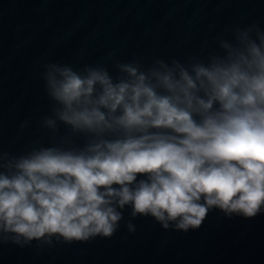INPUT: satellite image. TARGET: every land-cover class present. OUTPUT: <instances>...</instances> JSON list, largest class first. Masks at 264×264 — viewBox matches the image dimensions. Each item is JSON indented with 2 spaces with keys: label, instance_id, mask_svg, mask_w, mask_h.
Returning <instances> with one entry per match:
<instances>
[{
  "label": "clouds",
  "instance_id": "1",
  "mask_svg": "<svg viewBox=\"0 0 264 264\" xmlns=\"http://www.w3.org/2000/svg\"><path fill=\"white\" fill-rule=\"evenodd\" d=\"M235 40L207 61L118 63L115 78L102 65L44 64L53 103L41 127L62 124L83 143L0 151V244L108 238L126 206L184 232L212 209L264 211V31L237 28Z\"/></svg>",
  "mask_w": 264,
  "mask_h": 264
},
{
  "label": "water",
  "instance_id": "2",
  "mask_svg": "<svg viewBox=\"0 0 264 264\" xmlns=\"http://www.w3.org/2000/svg\"><path fill=\"white\" fill-rule=\"evenodd\" d=\"M252 25L264 31V0H0V151L18 156L64 137L83 143L62 124L55 134L41 127L53 103L44 64L102 65L115 78V65L134 60L145 69L157 59L207 61ZM122 211L111 237L2 243L0 264H264V211L229 218L212 209L187 232Z\"/></svg>",
  "mask_w": 264,
  "mask_h": 264
}]
</instances>
